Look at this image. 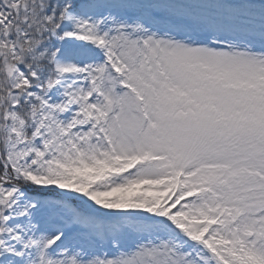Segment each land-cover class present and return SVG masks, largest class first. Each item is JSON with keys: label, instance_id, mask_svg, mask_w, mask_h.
I'll use <instances>...</instances> for the list:
<instances>
[{"label": "snow or ice", "instance_id": "obj_1", "mask_svg": "<svg viewBox=\"0 0 264 264\" xmlns=\"http://www.w3.org/2000/svg\"><path fill=\"white\" fill-rule=\"evenodd\" d=\"M0 264H264V0H0Z\"/></svg>", "mask_w": 264, "mask_h": 264}]
</instances>
